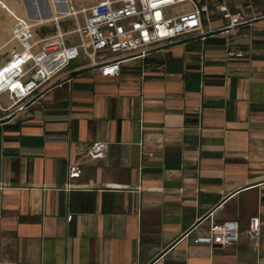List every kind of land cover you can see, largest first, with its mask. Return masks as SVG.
<instances>
[{"label": "crops", "instance_id": "crops-1", "mask_svg": "<svg viewBox=\"0 0 264 264\" xmlns=\"http://www.w3.org/2000/svg\"><path fill=\"white\" fill-rule=\"evenodd\" d=\"M201 2L199 30L117 76L78 70L21 111L0 96V264H264V0ZM226 220L237 243L195 241Z\"/></svg>", "mask_w": 264, "mask_h": 264}, {"label": "built area", "instance_id": "built-area-1", "mask_svg": "<svg viewBox=\"0 0 264 264\" xmlns=\"http://www.w3.org/2000/svg\"><path fill=\"white\" fill-rule=\"evenodd\" d=\"M186 2L192 4L191 10L175 15L170 10ZM208 11L206 3L197 4L194 0H100L79 9L70 6L67 15L74 24L68 30L59 26L62 16L53 15L51 21L57 24V30L37 39L34 28L38 23L11 13L15 19L13 39L22 50L13 49L10 58L0 65V95L8 93L11 100L2 109L24 110L39 93L84 68H93L103 76H117L126 58L144 57L165 41L193 35L201 28L203 15ZM77 61H80L77 67L70 66ZM106 150L107 142L99 140L92 143L88 153L99 158ZM81 172L78 165L69 168L71 178L79 177ZM260 226V217H251L247 234L257 237ZM239 238L238 221L226 220L212 225L208 233L197 235L195 241L231 245Z\"/></svg>", "mask_w": 264, "mask_h": 264}, {"label": "rangeland", "instance_id": "rangeland-1", "mask_svg": "<svg viewBox=\"0 0 264 264\" xmlns=\"http://www.w3.org/2000/svg\"><path fill=\"white\" fill-rule=\"evenodd\" d=\"M48 1L51 5L52 15H49ZM98 1L100 0H0V9L6 10L3 5H7L18 16L26 17L35 22L44 20V24H38L35 27L36 36L41 37L53 34L57 30V24L51 21L53 15H61L62 18L59 20V26L63 30H68L71 29L74 24L73 18L67 15L70 6H73L74 9H79L82 6H88L97 3ZM194 1L197 4H200L203 0ZM33 3H35V5ZM189 7L193 6L190 2H186L172 6L170 7V10L177 12L186 10ZM37 15L40 17L37 18ZM12 19V15H10L9 12L6 17L0 13V22L3 21L5 25H9ZM79 19H81V17H79ZM14 44H16V42H14Z\"/></svg>", "mask_w": 264, "mask_h": 264}, {"label": "water", "instance_id": "water-1", "mask_svg": "<svg viewBox=\"0 0 264 264\" xmlns=\"http://www.w3.org/2000/svg\"><path fill=\"white\" fill-rule=\"evenodd\" d=\"M35 5V3H33ZM48 9H49V15H52V10H51V5L49 4L48 1ZM40 17L39 15H37V18Z\"/></svg>", "mask_w": 264, "mask_h": 264}, {"label": "bare ground", "instance_id": "bare-ground-1", "mask_svg": "<svg viewBox=\"0 0 264 264\" xmlns=\"http://www.w3.org/2000/svg\"><path fill=\"white\" fill-rule=\"evenodd\" d=\"M52 1H53V0H52ZM61 1H62V0H61ZM3 6H4V7H7L8 9H10L7 5H3ZM3 6H2V7H3ZM7 8H6V9H7ZM4 9H5V8H4ZM10 10H11V9H10ZM10 10H8V11L10 12ZM6 11H7V10H6ZM43 21H44V20H43ZM8 76L10 77L11 74L9 73ZM4 77L7 78V79L9 78V77H6V75H5Z\"/></svg>", "mask_w": 264, "mask_h": 264}]
</instances>
